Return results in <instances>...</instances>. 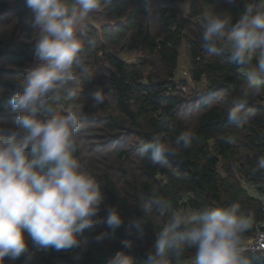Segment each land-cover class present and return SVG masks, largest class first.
Wrapping results in <instances>:
<instances>
[{
  "label": "trees",
  "instance_id": "1",
  "mask_svg": "<svg viewBox=\"0 0 264 264\" xmlns=\"http://www.w3.org/2000/svg\"><path fill=\"white\" fill-rule=\"evenodd\" d=\"M247 2L233 6L223 0H191L184 14L177 0H155L149 17L144 0H115L90 14L81 53L89 78L75 101L53 97L50 102L61 114L75 105L88 116L74 155L81 170L103 185L104 205L117 208L122 224L113 231L106 212L100 211L96 226L79 235L78 246L61 250L40 248L25 232L27 252L35 254L32 264H107L120 251L130 254L134 264H148V253L171 211L239 203L242 212L260 218L259 200L248 186L264 192V170L257 169L264 157V94L246 105L253 115L242 127L232 124L227 102L240 95L246 76L231 62L230 53L213 55L201 44L205 14L227 11L236 20ZM33 18L25 0H0V126L7 129L16 127L11 97L21 90L27 71L40 63ZM127 52L136 55L127 59ZM258 59L259 53L253 66ZM180 60L187 77L175 74ZM98 87L106 99L93 109L91 95ZM184 130H192L196 139L166 165L141 153V142L154 136L172 142ZM153 193L170 200L171 211L153 209L147 218L141 206ZM134 219L143 222L142 231L130 225ZM105 231L108 236L98 242L96 235ZM126 240L131 247L124 246ZM26 255L6 256L3 264H25ZM193 255L194 249H186L181 262Z\"/></svg>",
  "mask_w": 264,
  "mask_h": 264
},
{
  "label": "clouds",
  "instance_id": "2",
  "mask_svg": "<svg viewBox=\"0 0 264 264\" xmlns=\"http://www.w3.org/2000/svg\"><path fill=\"white\" fill-rule=\"evenodd\" d=\"M237 5L241 0H223ZM115 0H25L33 13V27L39 32L35 56L40 61L19 82L20 91L11 97V111L16 113L15 129L0 126V264L7 256L18 258L27 253L25 264H32L35 254L27 252L24 233L40 248L56 250L78 246V237L93 229L100 211L115 231L122 217L114 206H105L102 184L81 170L74 155L80 149L78 133L88 116L79 106L68 107L62 114L50 102L55 97L75 101L89 78V68L81 58L85 50L84 32L91 13L110 7ZM184 14L191 0H177ZM155 0H144L145 14H154ZM201 44L206 52L230 53V60L240 67L246 83L240 95L228 101L227 118L237 127L253 115L249 101L264 94V0H248L242 14L234 20L227 11L203 16ZM259 59L253 66L254 56ZM98 87L91 95V108L105 102ZM41 113H47L43 118ZM6 133H8L6 135ZM196 135L192 130L179 133L166 142L154 136L140 143V151L154 164L166 165L191 147ZM230 139V138H229ZM264 170V157L257 163ZM148 218L153 209L161 214L171 211L167 198L153 193L142 204ZM131 226L142 231V221ZM254 224L251 212L241 211L239 203L226 207H202L194 212L171 211L159 230L148 264H182L186 249H194L191 264H252L247 255L246 239ZM131 235V229L128 230ZM108 232L95 239L102 242ZM124 246L131 247L130 241ZM107 264H134V258L117 252Z\"/></svg>",
  "mask_w": 264,
  "mask_h": 264
},
{
  "label": "built area",
  "instance_id": "3",
  "mask_svg": "<svg viewBox=\"0 0 264 264\" xmlns=\"http://www.w3.org/2000/svg\"><path fill=\"white\" fill-rule=\"evenodd\" d=\"M178 69L176 70L175 74H178ZM240 72L245 76L244 72L241 69ZM182 73L186 74L187 71L183 70ZM248 189L249 192L252 193L259 200L261 215L260 218L257 219L252 214L254 217V230L249 237H246V239L248 241L250 249L264 248V192H260L252 186H248ZM192 258L193 256L182 264H191Z\"/></svg>",
  "mask_w": 264,
  "mask_h": 264
},
{
  "label": "water",
  "instance_id": "4",
  "mask_svg": "<svg viewBox=\"0 0 264 264\" xmlns=\"http://www.w3.org/2000/svg\"><path fill=\"white\" fill-rule=\"evenodd\" d=\"M252 259V264H264V248L249 249L247 252Z\"/></svg>",
  "mask_w": 264,
  "mask_h": 264
},
{
  "label": "rangeland",
  "instance_id": "5",
  "mask_svg": "<svg viewBox=\"0 0 264 264\" xmlns=\"http://www.w3.org/2000/svg\"><path fill=\"white\" fill-rule=\"evenodd\" d=\"M135 55H136V53H134V52H131V53L127 52L126 54H124V57L127 58V59L128 58L129 59H133L135 57ZM179 63L180 64H179V67H178L179 68L178 69L179 70L178 74L181 75V76L183 75V76L187 77L188 76L187 73L186 74L182 73V71L185 70V65L183 64L182 60H180Z\"/></svg>",
  "mask_w": 264,
  "mask_h": 264
}]
</instances>
